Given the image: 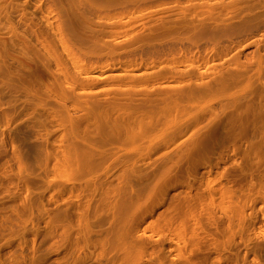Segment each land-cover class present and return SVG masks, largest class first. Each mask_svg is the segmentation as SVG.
Here are the masks:
<instances>
[{
	"label": "rangeland",
	"instance_id": "obj_1",
	"mask_svg": "<svg viewBox=\"0 0 264 264\" xmlns=\"http://www.w3.org/2000/svg\"><path fill=\"white\" fill-rule=\"evenodd\" d=\"M0 264H264V0H0Z\"/></svg>",
	"mask_w": 264,
	"mask_h": 264
}]
</instances>
